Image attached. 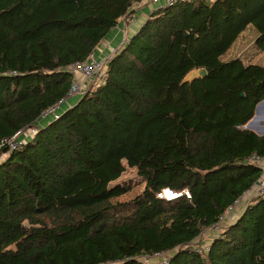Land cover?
Returning <instances> with one entry per match:
<instances>
[{"label": "trees", "instance_id": "1", "mask_svg": "<svg viewBox=\"0 0 264 264\" xmlns=\"http://www.w3.org/2000/svg\"><path fill=\"white\" fill-rule=\"evenodd\" d=\"M140 0H0V141L64 97L85 60ZM264 0H186L155 9L109 59L103 82L18 148L0 147V264H264V194L195 239L259 179L264 64L224 59ZM205 67V76L185 81ZM126 160V162H125ZM136 167L144 189L112 184ZM188 188L174 199L164 187Z\"/></svg>", "mask_w": 264, "mask_h": 264}, {"label": "built area", "instance_id": "2", "mask_svg": "<svg viewBox=\"0 0 264 264\" xmlns=\"http://www.w3.org/2000/svg\"><path fill=\"white\" fill-rule=\"evenodd\" d=\"M152 1L156 3H160L162 6H165V5H174L178 2L186 1V0H152ZM125 43L126 42H124L121 46H123ZM107 65H108V59L99 58L95 55L94 52L85 60H77L74 63H72L69 66V68L74 72L75 77L67 94L64 97H62L56 104L44 109L41 112V114L38 116V118L36 119L33 125L18 130L12 136L3 137L0 141V147L6 146L8 147L9 150H14L15 148H18L26 140L33 137L38 131V129L41 127L40 120L43 119L52 120L54 118H57L61 113L59 111V107H61V105L64 102H67L69 98L73 96H82L91 87L96 86L101 82H103L107 74ZM77 74H82V78L77 77ZM247 125L248 124H245V127H248ZM248 161L259 165L262 169L261 176L255 182L253 187H255L254 189L257 195L264 194V155L254 153L248 157ZM184 194L190 196V191L188 188L177 190L169 186H166L161 191L158 192L159 196L165 197L167 199H174ZM240 199L241 197L238 198L233 204H231L228 207L227 211L233 210L236 204L240 201ZM224 217L225 214L221 216L220 220L217 223L210 226V228L216 231H221L222 226H220V223L223 221ZM196 246L199 247L200 249L207 250L209 247V243L206 242L203 246L202 245L198 246L196 244ZM166 252L168 251L145 253L141 257L146 261H152V262H154V259H157V262H155L157 264H170V257L165 256Z\"/></svg>", "mask_w": 264, "mask_h": 264}, {"label": "crops", "instance_id": "3", "mask_svg": "<svg viewBox=\"0 0 264 264\" xmlns=\"http://www.w3.org/2000/svg\"><path fill=\"white\" fill-rule=\"evenodd\" d=\"M160 6H162L160 3L153 2L152 0L135 1L130 7L129 14L119 18L117 25L112 28L102 39V41L96 46V49L94 51L95 55L99 58L109 59L124 42H127L139 30V28L152 14V12ZM245 38L246 34L242 32V34L238 37V39L230 49L234 47V51L238 53L243 52ZM77 77L82 78V74H77ZM80 98L81 96H73L69 98L67 102H64L61 107H59V111L63 112L64 110L75 104ZM257 105L258 107H256L254 116L246 124L249 123L250 126H247L255 130L257 133L264 134V99ZM40 121L41 126H44L49 121H51V119H43ZM2 155H4V157L1 160L5 158L6 153ZM253 186L245 191L244 194H242L240 201L236 204L233 210L227 211L225 213V218L222 222V228L234 222L239 217V215H241L246 206L257 196L254 189L255 187ZM210 229H207L205 231L206 236L204 238V243L209 242L210 238L218 233V231H213V229Z\"/></svg>", "mask_w": 264, "mask_h": 264}, {"label": "rangeland", "instance_id": "4", "mask_svg": "<svg viewBox=\"0 0 264 264\" xmlns=\"http://www.w3.org/2000/svg\"><path fill=\"white\" fill-rule=\"evenodd\" d=\"M243 32L246 34L244 51L238 53V52L233 50V48H234L233 47L226 54H224L223 58L229 59V58L235 57L236 55H241L244 59H246L248 61L250 60L253 62H258V63L264 64V56H263L264 51L258 49L254 43V40H255L256 36L258 35L259 31L257 30V28L253 24H249L248 27ZM3 157H4V155L0 156V160ZM125 162H126V160H125ZM123 182H132L133 187L128 192H126L125 194H123L122 196L119 197L122 200L130 199V198L134 197L135 195L139 194L145 187V181H144L143 177L138 173L137 168L131 167L128 165H127V168L124 171V173L121 175V177H119L117 180L113 181L112 184L123 183ZM222 222L220 223V226H222ZM207 229H210V227L206 228V230ZM206 230H204L202 232V234H200V236L195 239L194 242L198 246H200V245L203 246L205 244L204 238L206 236V233H205ZM222 230H223V228H221V231H218V232H222ZM172 253H173V250H170V251L166 252L165 256L171 257ZM154 262H157V259H154Z\"/></svg>", "mask_w": 264, "mask_h": 264}, {"label": "water", "instance_id": "5", "mask_svg": "<svg viewBox=\"0 0 264 264\" xmlns=\"http://www.w3.org/2000/svg\"><path fill=\"white\" fill-rule=\"evenodd\" d=\"M207 73V70L205 67H201V68H195L193 70H191L186 78H185V81H192L193 79H195L196 77L198 76H205ZM258 107V105H257ZM248 125L250 126V124L248 123Z\"/></svg>", "mask_w": 264, "mask_h": 264}]
</instances>
